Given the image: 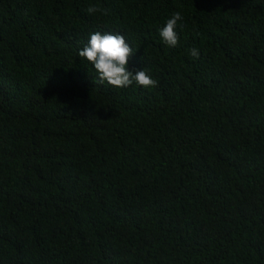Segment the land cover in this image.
<instances>
[{"label": "trees", "instance_id": "obj_1", "mask_svg": "<svg viewBox=\"0 0 264 264\" xmlns=\"http://www.w3.org/2000/svg\"><path fill=\"white\" fill-rule=\"evenodd\" d=\"M0 264H264V0H0Z\"/></svg>", "mask_w": 264, "mask_h": 264}, {"label": "clouds", "instance_id": "obj_2", "mask_svg": "<svg viewBox=\"0 0 264 264\" xmlns=\"http://www.w3.org/2000/svg\"><path fill=\"white\" fill-rule=\"evenodd\" d=\"M89 14L100 12L106 14V9L100 5H90L87 8ZM183 19L180 12L172 14L164 27L160 29L159 35L163 42L169 47H176L179 43V35L176 32L178 21ZM194 57L199 56L197 49L190 50ZM134 50L126 41L124 35L112 32L95 31L90 34L87 44L79 51L81 58L90 62L101 83L107 82L117 88H126L134 82L142 87H156L158 81L146 69L130 71L128 61L133 56Z\"/></svg>", "mask_w": 264, "mask_h": 264}]
</instances>
